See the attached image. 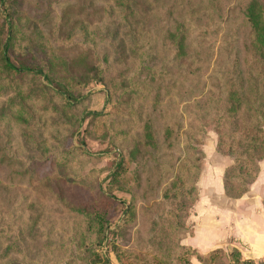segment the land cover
I'll return each mask as SVG.
<instances>
[{"label": "rangeland", "instance_id": "374dc122", "mask_svg": "<svg viewBox=\"0 0 264 264\" xmlns=\"http://www.w3.org/2000/svg\"><path fill=\"white\" fill-rule=\"evenodd\" d=\"M250 1L138 0L121 10L111 0H7L0 6L2 15L12 13V60L65 77L60 61L76 57L104 79L81 89L69 105L40 77L16 76L0 65V264H87L74 239L84 247L91 241L75 211L103 204L99 187L119 153L127 156L145 141L146 124L155 145H142L120 180L125 189L141 172L135 220L115 238L129 253H106L110 263L166 264L160 258L166 232L169 264H182L160 194L186 157L200 167L198 198L182 215L180 243L221 247L220 256L204 264H228L236 244L248 245V235L264 226V157L247 191L232 198L223 173L234 157L217 143L235 124L221 111L228 89H239L248 106L264 102V61L250 47L254 31L245 17ZM246 108L240 118H253ZM116 194L124 199L121 217L129 196ZM114 228L108 225L106 234Z\"/></svg>", "mask_w": 264, "mask_h": 264}, {"label": "trees", "instance_id": "16d2710c", "mask_svg": "<svg viewBox=\"0 0 264 264\" xmlns=\"http://www.w3.org/2000/svg\"><path fill=\"white\" fill-rule=\"evenodd\" d=\"M7 0H0V6L5 5ZM115 10H121L124 7H130L131 4L138 0H111ZM261 0H251L245 9L246 20L252 25L254 37L251 41V49L259 57L260 64L264 61V7L259 10ZM72 10L73 6L66 9ZM65 9V10H66ZM0 10V65L4 70L13 73L16 76L31 75L40 77L46 81V84L57 94L62 96L64 100L72 105L81 97V89H86L92 83L102 84V72L90 62L78 59L76 57L64 59L59 63V71L67 72L69 76L56 77L51 70L44 71L35 62L26 61L15 58L12 60L11 55V39L13 37V21L12 13L4 9L6 12L2 15ZM84 31V30H83ZM183 35V34H181ZM184 36V35H183ZM184 37L178 41V52L183 51ZM261 74V73H260ZM264 81V79H263ZM246 98L241 91L235 87L228 89L225 95V102L222 107L224 118L235 124H231L228 135L223 137L220 135L217 147H227L226 154L234 157V162L227 166L223 173V189L227 196L232 198L241 197L248 189L249 184L256 178L258 173V160L264 157V102H260L257 107L248 106ZM247 107V108H246ZM246 111H253V118L249 114L246 118H240ZM91 114H100L99 112H91ZM240 121V123L236 121ZM239 125V128L237 126ZM169 133V129L167 131ZM171 135V134H170ZM169 135V136H170ZM145 141L136 143L129 150L127 156L119 153V160L113 165L112 171L108 175V182L105 187H99L97 197L103 199V204L94 209H89L88 205L81 209H76L75 214L80 221H83L91 244L84 247V242H77L76 247L80 250V258H86L87 264H111L106 253L113 252L117 258L121 255L129 253L116 243V236L122 231V228L133 222L136 217L134 200L136 192L141 186V172L136 170L134 173V181L127 188H123L121 176L125 172L129 162H134L136 156L140 153V147L154 146L155 137L150 124L145 126ZM176 172L165 183L161 190V204L165 207L164 219L166 229L173 235L172 242L176 248L175 257L182 264H192L191 256L195 255V259L204 264L205 259L211 262L220 256L222 249L217 247L203 254L190 245L180 243V234L184 229L182 215H187L193 202L198 198L195 187V179L199 173V165L193 159L186 157L182 159L175 167ZM125 192L128 194V207L119 216L118 206L124 203V199L118 196L116 192ZM57 194V193H56ZM62 201V197H59ZM119 216V217H118ZM120 220L118 223L117 221ZM114 223L115 228L106 234L108 225ZM177 235V236H176ZM166 232L161 239L160 258L165 259L169 264L168 258L172 257V246L166 244ZM93 240V243H92ZM100 247L105 248V253L100 252ZM228 264H264V259L258 262L253 259H245L242 257L237 248H232L229 252Z\"/></svg>", "mask_w": 264, "mask_h": 264}, {"label": "crops", "instance_id": "0c3cea01", "mask_svg": "<svg viewBox=\"0 0 264 264\" xmlns=\"http://www.w3.org/2000/svg\"><path fill=\"white\" fill-rule=\"evenodd\" d=\"M247 242H248V245L245 244V242L243 241V247L239 243L236 244L234 247L240 251L242 257L245 259H253L254 261L263 260L264 259V246L262 242H264V226L258 227L257 229L254 228V230L248 235ZM194 246L195 248H197L199 252L203 254L209 252L210 250L217 248L216 245L214 244L206 246L205 248H203L204 250H201L200 248H198L199 247L198 244H197V247L196 245ZM191 261H192V264H200L196 259H192Z\"/></svg>", "mask_w": 264, "mask_h": 264}]
</instances>
